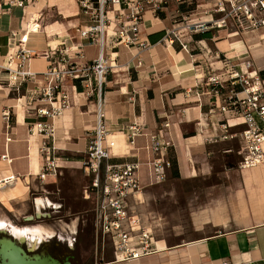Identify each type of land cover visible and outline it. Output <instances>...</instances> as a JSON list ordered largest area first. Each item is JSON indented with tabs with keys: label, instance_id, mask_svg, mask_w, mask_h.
<instances>
[{
	"label": "crops",
	"instance_id": "0c3cea01",
	"mask_svg": "<svg viewBox=\"0 0 264 264\" xmlns=\"http://www.w3.org/2000/svg\"><path fill=\"white\" fill-rule=\"evenodd\" d=\"M67 3L39 0L29 6L24 15L18 6L0 14V64L6 60L12 32L20 33L22 26H29L33 32L28 33L26 46L36 54L27 65L38 74L35 83L28 82L16 92L6 84V73L0 71V193L4 194L0 201L12 207L21 201L24 203L30 195H38L44 209L37 208L32 201L33 217H42L43 212L45 216L49 213L57 216V220L72 216L70 224L65 223L71 232L76 234L87 222V228L96 234L94 197L87 192L90 177L84 172L82 161L88 139L97 125L99 109L101 123L116 142L112 160L139 162L141 191L137 197L140 202H134V209L142 224H147L153 234L158 229V219L150 208L140 212L155 200H163L170 210L171 206L175 207V215L166 218L171 220L169 233L161 231L158 237L154 234L153 252L122 260L116 259L112 251V255L93 264H264V165L240 169L237 163H232L231 154L239 159L237 140L208 141V137L221 132L218 116L207 112L206 100L200 107L184 97L186 88L206 76L204 61L209 57L195 45L198 49L200 44L211 45L216 36L211 30L207 34L197 30L191 35L183 33L184 40L194 48H190V52L184 51L177 41H167L170 29L182 26L172 19L168 7L162 18L150 11L144 14L139 41L147 44L125 46L109 37L107 53L115 56L113 62L117 66L106 74L100 102L98 93L94 92L89 98H76L69 108L54 117L59 173L48 175L43 182L38 179L41 168L38 146L42 136L31 134L29 127L36 121V109L48 106L44 99L26 105V89L42 82L41 73L49 64L42 52L61 42L67 47L75 45L77 29L90 22L73 0L66 7ZM81 44L87 60L97 55L96 41L83 39ZM215 45L228 47L226 40ZM66 85L70 88L68 81ZM69 95H72L71 90ZM3 111L9 112L8 119L3 117ZM165 119L170 122L166 138L172 142L165 157L175 160L179 177H170L169 166L166 179L156 183L149 175L146 162L151 159V153L145 146L148 134L156 131ZM132 125L140 132L133 148L127 140ZM6 137L10 139L6 141ZM3 155L11 160L8 162ZM10 175L15 176L14 182L4 184V179ZM191 183L198 191H193V197L186 199L184 184ZM26 218L30 220L31 216ZM34 226L50 228L55 235L63 228L58 223H37L29 227Z\"/></svg>",
	"mask_w": 264,
	"mask_h": 264
},
{
	"label": "built area",
	"instance_id": "2783aa9c",
	"mask_svg": "<svg viewBox=\"0 0 264 264\" xmlns=\"http://www.w3.org/2000/svg\"><path fill=\"white\" fill-rule=\"evenodd\" d=\"M32 0H0V14L8 12L12 6L22 8L23 15ZM177 4L189 0H174ZM208 20L187 22L185 28H197L200 32L217 28V33L225 31L229 36L253 33L264 44V0H211ZM80 12L88 15L89 24L77 29V42L70 47L61 42L42 52L49 64L41 73L42 82L26 89L25 104L30 106L37 99L47 106L37 108L36 121L29 127L31 134H39L42 139L38 150L41 168L38 179L43 182L48 175L59 173L55 156V134L53 119L69 108L79 97L89 98L94 92L100 94L105 84L106 74L116 67L115 56L107 53L108 40L113 39L125 46L139 43L140 27L147 11L162 18L167 9V0H76ZM208 12V11H205ZM39 16L37 18V21ZM39 23L38 30L41 29ZM109 29L111 30L109 32ZM178 28L172 27L167 41L179 42L181 48L190 52L188 42ZM21 27L20 33L12 32L6 60L0 64V71L6 73L5 82L16 92L24 84L35 83L37 73L28 68L29 59L36 54L26 46L28 33ZM90 39L98 44L97 55L91 60L85 58L82 40ZM247 39V38H246ZM244 39V40H246ZM242 40V41H244ZM105 50V52H104ZM220 51V52H219ZM214 52L219 68L204 64L206 76L184 90V97L194 100L201 107L206 100L208 113L218 116L217 124L221 132L208 137V141L235 138L239 156L237 166L248 169L264 165V66H256L247 50L237 51L229 56L224 50ZM69 82L70 88L66 85ZM71 90L72 95H69ZM22 95L20 96V98ZM202 116L204 113L194 112ZM8 119L9 112L3 111ZM98 121L92 136L88 139L82 161L86 175L90 177L88 194L94 197V224L96 235L109 239L113 244L116 259L128 260L153 252L152 233L145 228L135 212L134 202H140L137 194L141 191L138 160L113 161L112 149L116 142L109 136L101 123L102 114L98 109ZM184 117V116H183ZM200 118H198V124ZM170 122L165 119L160 127L148 134L145 148L151 153L146 164L153 182L166 179V168L170 161L165 157L172 142L166 138ZM140 134L136 125L129 127L128 144L134 146L135 137ZM10 138L6 137V141ZM6 155V154H5ZM9 162L11 159L5 157ZM14 175L4 179L11 184ZM35 196L32 201L36 206ZM42 209L44 205L41 204ZM46 213V212H44ZM71 232V231H70ZM74 234L75 232H71ZM58 235V234H57ZM98 235V236H99ZM74 240V238H73ZM71 247V244L68 245Z\"/></svg>",
	"mask_w": 264,
	"mask_h": 264
},
{
	"label": "rangeland",
	"instance_id": "374dc122",
	"mask_svg": "<svg viewBox=\"0 0 264 264\" xmlns=\"http://www.w3.org/2000/svg\"><path fill=\"white\" fill-rule=\"evenodd\" d=\"M38 1L39 0L37 1L32 0L28 4L26 9H28L29 6L33 5V3ZM41 1L44 2V0ZM64 1L68 2L67 4H65L67 7L70 4V0L69 1L64 0ZM73 2L75 3L78 9V5L76 4L75 0H73ZM210 3H212L211 0H189L187 3H183V6L179 7L180 4H177L174 0H167V7L170 9L171 14L173 15L172 19H174L177 23H180L181 25H186L187 22L194 23L197 22L198 20H207V18H210L209 16V10L211 6ZM197 4H199L200 6H197ZM51 12L54 13L55 15L54 17L57 16L54 10H51ZM196 18H200V19H198L197 21H193L196 20ZM193 27L194 26H191V28H185L183 26L179 27V28H185L184 31H181L183 38L185 37L183 33H187V34L189 33V35H191L192 32H194L195 30L199 31L197 28H193ZM208 30H211L213 34L216 36L215 41H212L211 45L200 44L199 49L198 46L195 45V48L199 52H202L205 54V56L209 57V59H205L204 61L205 64L207 65L212 64V66L219 68V63L217 62L216 57L210 58V55H214V52L219 51L220 48V50H224L225 52H227L229 56H234V53L237 51L239 52L242 50H247L251 55L252 59L254 60L256 66H261V67L264 66V44L261 42L259 45H256L258 39L256 36H254L253 33L239 35V36H229L228 34H226L225 31H220L219 33H217V28H211ZM221 40H226L228 44V47L226 49H224L223 47L221 48L219 45H215V42ZM189 48H193V47L190 45ZM16 97L18 96L16 95ZM190 131L191 128H188V132ZM215 163L218 164V161H215ZM236 177H238V175H236ZM192 186H193L192 183L189 184L188 186H185V192L187 197L186 199H188V197L190 196L193 197L194 195L193 191H198L196 189L194 190ZM3 195L4 194L0 193V200L3 198ZM35 196L38 195H30L29 198H27V200L24 203H22L21 201L16 205H12V207L3 204L6 203L5 201L3 202L0 201V223H3L7 226L6 230L8 232L9 229L12 230V227L18 229L28 228L29 226L36 225L37 223H42L45 225L46 224L55 225L56 223H58L59 227L63 226V228L60 231L59 230L57 231L58 235L57 234L55 235L53 231L52 236L45 237L43 241L39 243L40 245L51 244L52 246H57L60 248H36V249L34 248V252L45 255L49 254L59 259L60 261H64L66 258L70 256H74V257L73 258L70 257L68 258V260H72V259L74 260L76 258H78L79 260H86L93 258L94 263L99 262L100 259L103 257L107 258L110 255H112V251L114 249L112 242L107 238L102 240L99 234L98 236L94 234V232L91 233L90 228H87L89 227L88 225L89 223L87 222L83 224L80 231L78 229L76 234H72L70 230L65 227V223L70 224L69 219L72 216L64 217L60 220L59 219L57 220V216L51 213H49V216H45V213L43 212L44 216L39 218L33 217L34 209L32 206V199ZM9 202L11 201L9 200ZM169 207L170 206L166 205V203H164L163 200H155L152 201L151 204L149 202V204L144 208V210L141 211L139 210L140 212H144V211H149L148 209L150 208V212L154 215L155 219L156 218L158 219L157 221L158 229L154 231V234L157 237L160 235L161 231L165 233H169V229L171 228V220H166V218H170V215L172 216L175 215V207L171 206L172 207L171 210ZM11 208H13V210ZM37 215L40 216V213L37 212ZM27 216H31V219L28 220L26 218ZM143 226L147 229H150V227L145 223L143 224ZM154 234L152 233V236H154ZM23 243L27 244L26 242ZM70 244L72 248H66V246Z\"/></svg>",
	"mask_w": 264,
	"mask_h": 264
},
{
	"label": "flooded vegetation",
	"instance_id": "af4514ba",
	"mask_svg": "<svg viewBox=\"0 0 264 264\" xmlns=\"http://www.w3.org/2000/svg\"><path fill=\"white\" fill-rule=\"evenodd\" d=\"M9 232L10 229H9ZM6 229H0V264L12 263L13 258L20 262V248H23L29 255H33L34 248H60L57 246H52L51 244L40 245L39 243L29 242L28 240H21L18 236L14 235L12 232L9 233ZM13 235V236H12ZM26 242L27 244H24ZM34 243V244H31ZM41 243V242H40ZM36 245V246H34ZM81 247V246H80ZM62 248V247H61ZM66 248H72L66 246ZM74 256H72L73 258ZM93 257V256H92ZM91 257V258H92ZM70 258V257H68ZM92 259L79 260L78 258L70 260L69 264H93Z\"/></svg>",
	"mask_w": 264,
	"mask_h": 264
},
{
	"label": "bare ground",
	"instance_id": "6f19581e",
	"mask_svg": "<svg viewBox=\"0 0 264 264\" xmlns=\"http://www.w3.org/2000/svg\"><path fill=\"white\" fill-rule=\"evenodd\" d=\"M29 29V26L27 27ZM30 30V29H29ZM41 204H43L42 199H37L36 200V206L37 208L41 207ZM48 204H50L48 202ZM6 225L3 223H0V229H6ZM72 229V227H71ZM14 235L20 236L19 238L21 240H28L29 242H35V243H40L43 241L45 237H49L53 235V230L50 228H44L43 226H35L32 228H14L12 227V230H10ZM10 232V233H11ZM13 236V235H12ZM34 244V243H31ZM36 246V245H34ZM6 264H20L19 261H16L15 258H13L12 263H6Z\"/></svg>",
	"mask_w": 264,
	"mask_h": 264
},
{
	"label": "water",
	"instance_id": "95a60500",
	"mask_svg": "<svg viewBox=\"0 0 264 264\" xmlns=\"http://www.w3.org/2000/svg\"><path fill=\"white\" fill-rule=\"evenodd\" d=\"M70 260L66 258L64 261L45 254L35 253L29 255L23 248H20V264H69Z\"/></svg>",
	"mask_w": 264,
	"mask_h": 264
},
{
	"label": "trees",
	"instance_id": "16d2710c",
	"mask_svg": "<svg viewBox=\"0 0 264 264\" xmlns=\"http://www.w3.org/2000/svg\"><path fill=\"white\" fill-rule=\"evenodd\" d=\"M181 6H183V4L179 5V7H181ZM207 32H209V30H205V31L201 32L200 34H207ZM231 159H232L231 160L232 163H237V161H238V159L236 157H234L233 154H231ZM228 161H230V160H228ZM170 171H171L170 177H172V178H178L179 177L177 165H176V162L173 158L172 159L170 158ZM184 187H185V184H184Z\"/></svg>",
	"mask_w": 264,
	"mask_h": 264
}]
</instances>
